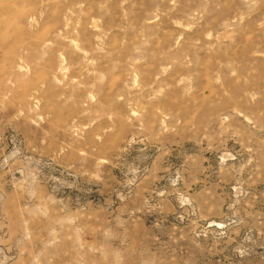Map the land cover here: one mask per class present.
Here are the masks:
<instances>
[{
  "label": "rangeland",
  "instance_id": "rangeland-1",
  "mask_svg": "<svg viewBox=\"0 0 264 264\" xmlns=\"http://www.w3.org/2000/svg\"><path fill=\"white\" fill-rule=\"evenodd\" d=\"M0 264H264V0H0Z\"/></svg>",
  "mask_w": 264,
  "mask_h": 264
}]
</instances>
